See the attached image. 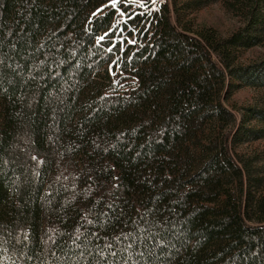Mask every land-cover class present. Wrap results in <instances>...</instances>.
Instances as JSON below:
<instances>
[{"label":"trees","instance_id":"16d2710c","mask_svg":"<svg viewBox=\"0 0 264 264\" xmlns=\"http://www.w3.org/2000/svg\"><path fill=\"white\" fill-rule=\"evenodd\" d=\"M197 4L0 0V264H96L141 215L153 264H264V106L230 102L264 91V0H223L228 37Z\"/></svg>","mask_w":264,"mask_h":264},{"label":"snow or ice","instance_id":"6c2138e0","mask_svg":"<svg viewBox=\"0 0 264 264\" xmlns=\"http://www.w3.org/2000/svg\"><path fill=\"white\" fill-rule=\"evenodd\" d=\"M153 2H155V0H153ZM103 39L104 37H99V40L102 41ZM130 42L135 43V41ZM109 51H111V49H109ZM108 207L111 208L112 205H108ZM140 220L149 223V227L139 229L140 235L138 236L132 232H121L120 236L114 237L116 242H121L122 240L129 241V238H131V241L125 243L124 247L120 248L118 251L113 250L114 245L112 242L106 241L103 247L96 245V256L94 257L96 264H153V261L159 260L160 257L158 256L156 249L159 248L163 250L164 245L159 241L160 232L154 233L152 228L159 227L163 230L164 226L162 224L158 225L154 221L148 222L144 215L140 216ZM88 223H92V221H88ZM75 239L76 241H79L80 234H78ZM95 239L98 240L100 237L97 235L95 236ZM84 240L87 243H85L83 249L78 253L81 258H85L86 253L91 255V250L88 248L91 241L88 240L87 236L84 237ZM77 247L80 248V244H77ZM123 253H127V255H121ZM84 264H88L86 258L84 259Z\"/></svg>","mask_w":264,"mask_h":264},{"label":"rangeland","instance_id":"374dc122","mask_svg":"<svg viewBox=\"0 0 264 264\" xmlns=\"http://www.w3.org/2000/svg\"><path fill=\"white\" fill-rule=\"evenodd\" d=\"M161 1L171 3L173 0ZM193 1L198 2V6H202L201 9L191 15V18L194 19V24L197 28H214L222 37H228L241 27V20L225 9L223 0H178L179 4ZM263 55L264 49L248 51L245 54L244 60H254L259 57L262 58ZM230 102L235 104L238 108L253 107L258 105L264 106V91L246 86L235 92ZM254 150L257 152H264V141L251 146V152Z\"/></svg>","mask_w":264,"mask_h":264},{"label":"built area","instance_id":"2783aa9c","mask_svg":"<svg viewBox=\"0 0 264 264\" xmlns=\"http://www.w3.org/2000/svg\"><path fill=\"white\" fill-rule=\"evenodd\" d=\"M158 1H161V0H158Z\"/></svg>","mask_w":264,"mask_h":264}]
</instances>
